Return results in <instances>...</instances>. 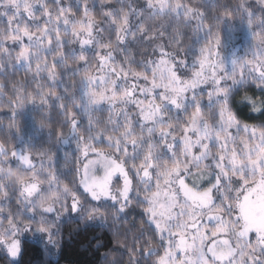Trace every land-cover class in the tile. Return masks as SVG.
Instances as JSON below:
<instances>
[{
	"label": "snow or ice",
	"instance_id": "1",
	"mask_svg": "<svg viewBox=\"0 0 264 264\" xmlns=\"http://www.w3.org/2000/svg\"><path fill=\"white\" fill-rule=\"evenodd\" d=\"M157 18L174 22L176 50L157 44L137 60L130 45L154 40L146 25ZM237 20L251 59L222 55L227 45L213 30ZM207 21L192 0H0V74L24 70L35 84L13 87L0 139V249L10 264L28 234L54 245L65 216L106 222L133 205L150 235L136 237L131 264L141 240L153 264H264V122L236 111L264 117V0H235ZM182 28L194 38L186 47ZM5 91L0 84V99ZM29 105L59 110V131H48L55 147H18ZM71 142L66 180L56 149Z\"/></svg>",
	"mask_w": 264,
	"mask_h": 264
},
{
	"label": "trees",
	"instance_id": "2",
	"mask_svg": "<svg viewBox=\"0 0 264 264\" xmlns=\"http://www.w3.org/2000/svg\"><path fill=\"white\" fill-rule=\"evenodd\" d=\"M113 2L115 3V0ZM135 2L138 5H143L145 0H135ZM249 2L254 3V0H249ZM49 3L51 5V0H49ZM91 3L92 0H90V5ZM192 3L200 5L202 10L206 11L207 22H213L212 18L218 14L221 6L230 3L234 4V0H192ZM73 4L75 5V0H73ZM96 8H99L98 4ZM259 14L258 12L257 15ZM234 24L235 26H214L213 30H220L222 39L229 38V45L240 42L242 48L247 50L249 43L247 33L241 27L238 20ZM146 26L151 29V34L155 39L148 40L147 38H143L142 42L131 44L129 50L132 56L137 60L145 55L152 57V49L157 44L164 45L170 51L176 50V46L170 44V41L176 34L173 21L167 18H157L154 21H149ZM181 32L183 33L181 44L186 47L188 44L194 42L191 29L182 28ZM229 35L232 36V39ZM137 40L140 41L141 38L138 37ZM189 62H191V57H189ZM21 83L25 85L26 90L29 92L35 89L31 74L24 70L14 71L10 67L6 74H0V84H4L6 88L3 98L0 99V105H4L3 110L0 111V119L3 120V125H0V139L8 138L7 125L9 120L7 116L9 109L6 106L8 97L12 95L13 87ZM37 105H39V101H37ZM28 108L22 117V121H19L23 129L22 141L25 142L26 146L34 144L37 147H48L49 129L46 127L44 130H41L38 127L39 121L44 118V113H41L38 107L33 109L29 105ZM58 111V109H51L46 117V120L49 122L48 125H51V131L54 134L59 131L58 125L62 123V118L58 115ZM236 111L239 113L241 121L257 126L264 122V117H258L257 114L250 113L243 105H238ZM34 116H36V121ZM103 118H106V114ZM64 132L67 134V129H64ZM56 153L57 166L63 168L65 179L71 180L74 175L73 154L75 153V146L69 149H64L63 146H60L56 149ZM65 153H68L67 161L64 159ZM5 208L6 211L8 208L15 211L16 206L14 203H9L5 205ZM72 218L74 216H69L59 224V235L54 238L56 241V256L52 255L45 244H38L36 240L25 236L22 243L23 252L16 264H102V261L103 264H113L115 261H119V264H130V257H133L131 250L136 237L140 236L142 229L145 230L144 240H147L150 235L145 227L146 218L142 214V208L135 205L129 210L126 218L118 219L115 224H112L110 219L104 223L98 221L85 223L79 219H75L73 222ZM106 224L107 227L105 226ZM114 232L119 233V244L116 243L117 237L114 236ZM143 243V240L136 243L134 259L138 260L139 264H153L156 257L149 260L140 255V247ZM84 244L87 245L86 248L81 247ZM105 257L107 258L106 260H104ZM0 264H10L9 257L3 249H0Z\"/></svg>",
	"mask_w": 264,
	"mask_h": 264
},
{
	"label": "rangeland",
	"instance_id": "3",
	"mask_svg": "<svg viewBox=\"0 0 264 264\" xmlns=\"http://www.w3.org/2000/svg\"><path fill=\"white\" fill-rule=\"evenodd\" d=\"M229 36H230V38L232 39V36H231V35H229ZM243 36L245 37V35H243ZM237 38H238V37H237ZM223 40H224L225 44L227 45V47H225V48H223V49L221 50L222 55L228 57L229 59L231 58L232 55H234V56L237 57V58H247V59H251V54L248 53V54L246 55L247 50L242 48L240 42H238V43H236V44H234V45H229V44H230V40H229V38H226V39H223ZM247 40H248V38H247ZM228 67H229V69L231 68L230 63H229V65H228ZM237 72H239V69H237ZM22 146H26L25 142H23V141L21 142V145H19L18 147H22ZM73 146H75V143H74V142H71V143H69L68 145H63V148H64V149H69V148H71V147H73ZM68 217H69V216H65V217L59 222V224L62 223L63 221H65ZM26 236H29L30 239L35 240L34 237H33L31 234H28V235H26ZM23 238H24V237H23ZM23 238H22V239H23ZM43 244H45V246L49 248V250L51 251V253H52L53 256H56L57 251H56L55 244H54V245H46V242L43 243ZM54 248H55V250H54ZM3 251H4V250H3ZM5 253H6V252H5ZM16 262H17V261H16Z\"/></svg>",
	"mask_w": 264,
	"mask_h": 264
},
{
	"label": "clouds",
	"instance_id": "4",
	"mask_svg": "<svg viewBox=\"0 0 264 264\" xmlns=\"http://www.w3.org/2000/svg\"><path fill=\"white\" fill-rule=\"evenodd\" d=\"M234 3H235V0H234ZM46 117H47V113H44V119H46ZM34 119H35V121H36V116H34ZM17 123L19 124V121H18ZM0 125H3V120H2V119H0ZM7 126H8V125H7ZM48 129H49V131L51 130V125H48ZM55 144H56V138H55L54 136L51 137V138L49 137V146H48V148H53V147H55ZM20 174H21V173H20L19 171H15V172H13V174H11L10 176H8L7 180H8L9 182L14 181V180L17 178V176H19ZM61 199H62V196H55V195H53V196L49 199V203L54 204L57 208H59V206H60V202H61ZM37 207H39V204H37ZM75 219H78V218H72V221L74 222ZM108 220H109V219H108ZM108 220H107V221H108ZM110 220H111V223H112V224H115V223L117 222L118 219H112V218H110ZM99 222L104 223L105 221L100 220ZM105 226L107 227V224H106ZM113 234H114V236L117 237V239H116V243L119 244V243H120L119 233H118V232H114ZM134 239H135V238H134ZM81 247H82V248H86L87 245L84 244V245H82ZM106 259H107V258L105 257L104 260H106ZM102 264H103V261H102ZM115 264H119V261H115ZM130 264H131V262H130Z\"/></svg>",
	"mask_w": 264,
	"mask_h": 264
}]
</instances>
